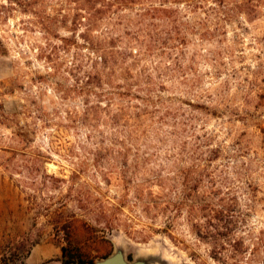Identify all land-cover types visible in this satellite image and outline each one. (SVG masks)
Wrapping results in <instances>:
<instances>
[{"label":"rangeland","instance_id":"374dc122","mask_svg":"<svg viewBox=\"0 0 264 264\" xmlns=\"http://www.w3.org/2000/svg\"><path fill=\"white\" fill-rule=\"evenodd\" d=\"M181 2V72L161 57L141 66L169 100L155 105L165 124L133 98L117 128V96L75 92L77 65L91 71L75 59L90 53L76 47L84 2L0 0V264H63V250L97 263L117 249L129 262L264 264V0H229L244 7L226 20Z\"/></svg>","mask_w":264,"mask_h":264},{"label":"trees","instance_id":"16d2710c","mask_svg":"<svg viewBox=\"0 0 264 264\" xmlns=\"http://www.w3.org/2000/svg\"><path fill=\"white\" fill-rule=\"evenodd\" d=\"M182 0H77V4L83 3L84 8H77L75 15L74 26L78 30L85 27L86 34L83 37L85 45L77 44V48H86L90 53L85 55L77 53L76 61H89L91 63V71H83L82 65H77V84L75 92L82 91L86 94H91L95 98H108L109 104L113 102V96H117L120 102L126 104L125 99L141 100L144 107L137 106L135 110L141 114L156 117L158 114V122L156 124H165V116H160L161 111L155 105L164 103L161 97L155 94L156 82L152 78L151 73L146 67H141L143 62L150 57H161L165 59H172L175 65L176 72H181V66L178 61L175 62L173 52L181 50L185 46L187 40L183 37L182 29L183 24L180 23L182 17V9L173 8L172 5L180 7ZM229 0H213L214 6H203L198 3V0H187V9L191 13L201 11L205 16L211 18L224 17L231 19L232 14L236 13L235 9H242L244 3L230 7ZM131 11L133 15H124L122 12ZM159 20L161 24L155 23ZM202 29H207V25L201 24ZM200 25V26H201ZM218 28L222 26L220 23ZM124 35H120V32ZM175 33V34H174ZM211 34L201 35V40ZM176 43H178L176 45ZM170 50L166 53V50ZM136 50V53L134 51ZM140 73L135 77L132 71L135 68H140ZM156 70V69H155ZM160 73V69L156 70ZM87 78L86 87L79 86L81 74ZM163 75V74H160ZM136 78V79H135ZM129 82L126 90H121V85H117V92H107L105 94L97 93V89L108 86L112 88L117 80ZM134 79L135 82L132 80ZM131 82V83H130ZM138 87V95L133 87ZM96 87V89H93ZM139 95H144L141 97ZM157 98V99H155ZM130 101V100H129ZM107 115L111 117L110 123L114 127L121 126V117L128 113L129 109H133L129 105H121L119 108L120 113L112 115L110 110L112 105L109 106ZM150 107L154 108L150 111ZM169 108V107H168ZM99 106L89 107L88 115L91 122H94L96 114L99 116ZM169 110V109H168ZM141 116V115H140ZM109 123V121H107ZM264 134V128L261 129ZM63 264H71L66 261V252L63 250ZM77 264H96L93 260L88 262L79 260Z\"/></svg>","mask_w":264,"mask_h":264},{"label":"water","instance_id":"95a60500","mask_svg":"<svg viewBox=\"0 0 264 264\" xmlns=\"http://www.w3.org/2000/svg\"><path fill=\"white\" fill-rule=\"evenodd\" d=\"M96 264H154V261L152 259H144L129 262L125 257L124 251L122 249H117L112 256L97 262Z\"/></svg>","mask_w":264,"mask_h":264}]
</instances>
